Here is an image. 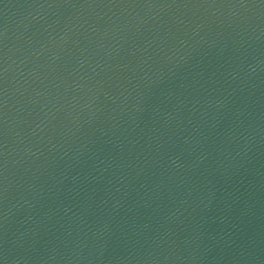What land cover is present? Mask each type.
I'll list each match as a JSON object with an SVG mask.
<instances>
[{
  "label": "water",
  "instance_id": "95a60500",
  "mask_svg": "<svg viewBox=\"0 0 264 264\" xmlns=\"http://www.w3.org/2000/svg\"><path fill=\"white\" fill-rule=\"evenodd\" d=\"M0 264H264V0H0Z\"/></svg>",
  "mask_w": 264,
  "mask_h": 264
}]
</instances>
